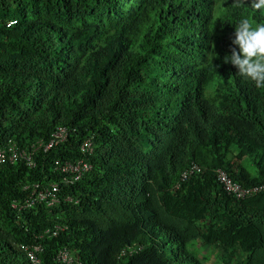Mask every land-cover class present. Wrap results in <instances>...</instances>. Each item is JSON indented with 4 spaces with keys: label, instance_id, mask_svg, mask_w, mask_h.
<instances>
[{
    "label": "trees",
    "instance_id": "trees-1",
    "mask_svg": "<svg viewBox=\"0 0 264 264\" xmlns=\"http://www.w3.org/2000/svg\"><path fill=\"white\" fill-rule=\"evenodd\" d=\"M247 3L0 0V149L75 128L34 166L0 163V264H30L19 243L44 264H264V88L224 63L235 22H264ZM87 137L92 169L54 206L12 207Z\"/></svg>",
    "mask_w": 264,
    "mask_h": 264
},
{
    "label": "clouds",
    "instance_id": "clouds-1",
    "mask_svg": "<svg viewBox=\"0 0 264 264\" xmlns=\"http://www.w3.org/2000/svg\"><path fill=\"white\" fill-rule=\"evenodd\" d=\"M235 2L238 3V4H244L245 0H235ZM247 4L254 11L264 10V0H248ZM15 22H16V20H14V19L13 20H9L7 22V26L15 24ZM233 37L234 38H231V45H232V47H230V53L231 54L230 55H226L224 57V63L231 64L233 67H235L237 69V73L242 78H244V79H246L248 81H251L253 83V85L257 89L264 88V22H258L254 18H252L250 16H247V15L242 16L238 21L235 22ZM216 55L217 54L215 53V55L212 56L211 63H212L213 58L216 57ZM59 127H65L68 130L67 137H68V135H69V133L71 131L75 130V128H73V127L71 128V127L64 126V125H58L53 130V132L50 135V138L48 139V141L45 144H42L41 142L36 141V142L31 143L29 147L19 148V147L16 146V143H14L11 139H9L4 144V146H6V147L1 148V149H5L8 153H9V148H12L13 150H16L17 152H24L22 157H18L17 160H15L14 162H10V163H15L17 161H22L28 166H34L35 165L34 156H35V154L37 153V151L41 147L43 148V150H47V149H50L53 146H56V145L48 146V144L50 143V140L52 138V134ZM67 137H66V139L64 141L67 140ZM88 138L92 141V151L91 152H83V151L80 150V145L85 139H88ZM85 139L82 140L80 142V145H79V150H80L81 155H82L80 158H77V159L65 158V160L56 159L54 161V168L59 173V177L57 178V180L49 181L47 183L32 182V183H30L31 185H29L30 192L28 194H30L32 192V190H34V189L39 190V189H42L43 187L48 186L50 183L57 182L59 187H60L59 193H58V198H60L59 196H60V192L62 191V186L69 185V184H74L75 182L79 181L86 173L90 172L91 169H92V163L88 160V157L93 154L94 144H93L92 137H87ZM64 141H62L60 143H63ZM57 160H59V161H66V160H68V161H78V160H82V161H84L85 164L88 165V169L78 179H76L72 183L62 182L61 176H60V171L57 169V167L55 165V162ZM30 161H31V164L29 163ZM191 162H194V161H191ZM194 163H196V162H194ZM218 169H221V168H218ZM195 172H197V171H195ZM35 185H37V186H35ZM25 197H26V195H25ZM24 198H22V200ZM19 202H21V200H19ZM40 203H44V202H40ZM36 204H39V203H36ZM54 205H52V206H54ZM46 206H48V205H46ZM52 206H48V207H52ZM20 244H22V243H19L18 247L21 249ZM23 244H38V243H23ZM38 245H40V244H38ZM60 249H62V248H60ZM41 251H42V249H41ZM124 252H125V250L122 251V254ZM130 252H131V250H130ZM72 261H73V258H72ZM29 263H30V261H29Z\"/></svg>",
    "mask_w": 264,
    "mask_h": 264
},
{
    "label": "built area",
    "instance_id": "built-area-1",
    "mask_svg": "<svg viewBox=\"0 0 264 264\" xmlns=\"http://www.w3.org/2000/svg\"><path fill=\"white\" fill-rule=\"evenodd\" d=\"M68 130L65 127H59L52 134V138L48 146L57 145L64 141L67 137ZM80 150L83 152L92 151V141L85 139L81 145ZM24 152H17L9 148V153L5 149L0 150V163L8 159L9 162H14L18 157H22ZM31 164V161L29 162ZM57 169L60 171L62 182L72 183L78 179L87 169L88 165L82 160L78 161H59L55 162ZM200 170L198 164L191 162L180 174V179H185L189 174ZM217 179L223 185L224 189L229 193H234L237 196H244L257 190V188H242L238 183L232 181L229 176L222 169L216 170ZM37 186V185H35ZM59 185L57 182L50 183L42 189H34L21 202L14 201L12 206L19 211L34 206L36 203L44 202L48 206L54 205L58 202ZM21 249L26 253V256L31 264H44L39 256L41 246L38 244H20ZM57 259L61 262L70 263L72 257L66 248L59 249L57 252Z\"/></svg>",
    "mask_w": 264,
    "mask_h": 264
},
{
    "label": "rangeland",
    "instance_id": "rangeland-1",
    "mask_svg": "<svg viewBox=\"0 0 264 264\" xmlns=\"http://www.w3.org/2000/svg\"><path fill=\"white\" fill-rule=\"evenodd\" d=\"M244 165L250 173H252V174L255 173V168L253 167V165L250 163L249 160L246 159V162L244 163ZM204 251H205V249H203L199 254H203Z\"/></svg>",
    "mask_w": 264,
    "mask_h": 264
}]
</instances>
